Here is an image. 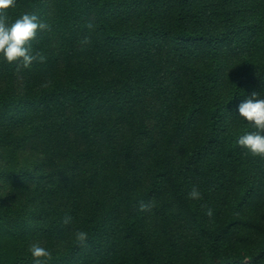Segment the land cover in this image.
Wrapping results in <instances>:
<instances>
[{"label": "trees", "instance_id": "16d2710c", "mask_svg": "<svg viewBox=\"0 0 264 264\" xmlns=\"http://www.w3.org/2000/svg\"><path fill=\"white\" fill-rule=\"evenodd\" d=\"M24 13L50 28L44 62L0 55V264H34L35 243L47 264H264V159L237 144L255 131L238 105L264 96V0L9 9Z\"/></svg>", "mask_w": 264, "mask_h": 264}, {"label": "clouds", "instance_id": "9594fccd", "mask_svg": "<svg viewBox=\"0 0 264 264\" xmlns=\"http://www.w3.org/2000/svg\"><path fill=\"white\" fill-rule=\"evenodd\" d=\"M16 7V0H0V55L9 63H17V71L20 68H30L35 61L44 62L46 57L39 53L33 52L32 41L36 39L37 32L47 30L50 26L39 20L34 14L24 13L15 20L9 15V9ZM87 27L92 28L89 24ZM90 37H84L82 44H89ZM47 87V84L43 85ZM238 113L255 131L245 132L241 135L237 144L246 149L245 155L251 154L253 157L264 159V96L260 93L253 92L238 105ZM190 199H201V194L196 187H193L188 194ZM152 205L139 202L141 212L150 211ZM206 215H213L212 209L208 208ZM72 218L65 216L63 223L70 224ZM75 240L83 244L87 240V233L84 231L74 232ZM34 260V264H47L52 259L51 252L40 246L32 244L29 248Z\"/></svg>", "mask_w": 264, "mask_h": 264}]
</instances>
